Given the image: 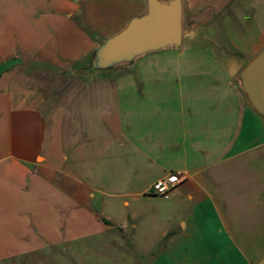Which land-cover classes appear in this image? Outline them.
Segmentation results:
<instances>
[{"label": "crops", "instance_id": "crops-1", "mask_svg": "<svg viewBox=\"0 0 264 264\" xmlns=\"http://www.w3.org/2000/svg\"><path fill=\"white\" fill-rule=\"evenodd\" d=\"M9 1L11 10L0 3V254L18 255L6 238L47 239L51 191L116 231L122 219L137 225L136 204L167 178L172 224L160 257L264 264V118L236 81L264 49V0H251V41L237 26L228 39L213 19L234 0H182L179 47L106 72L85 69L93 49L145 0ZM36 60L67 64L69 77L43 80Z\"/></svg>", "mask_w": 264, "mask_h": 264}, {"label": "rangeland", "instance_id": "rangeland-1", "mask_svg": "<svg viewBox=\"0 0 264 264\" xmlns=\"http://www.w3.org/2000/svg\"><path fill=\"white\" fill-rule=\"evenodd\" d=\"M1 1L7 4L6 7H3L4 11L11 10L9 0H0V3L3 4ZM28 1L33 7L31 0H23V5L28 4ZM32 1L37 4L40 0ZM118 4L115 2L112 5L116 11L119 7ZM251 4V0L221 2L220 11L213 19L216 25L226 31L222 30V34L228 39L233 38L229 32L233 26L242 28L243 37L249 41L256 36L253 27L256 24L251 19ZM24 6H19V9ZM71 6L73 7L74 4L71 3ZM78 6L80 8L77 10L79 11L81 3H78ZM13 7L17 9L16 4ZM235 7L238 9L236 15ZM48 10L49 8L46 11ZM97 12L99 13L98 8H92L93 16ZM74 19L76 18L71 19L72 24L77 23ZM116 22L117 20H115ZM81 24L85 27L84 20H81ZM63 51H66L67 56H71L70 49ZM67 60L69 63L70 60ZM36 66L43 71L44 74L41 73L43 75L40 77L43 80L69 77L70 74L67 64H65V69L58 65L49 66V64L36 60L34 67ZM106 70L100 71L106 72ZM66 171L67 175H74L73 170L67 169ZM52 179L57 180L56 177H52ZM64 184L66 185V183ZM50 196L46 206L47 212L44 221H42L47 239L38 240V236L34 237L33 235H31L32 241L16 239L15 236V238H9L10 240L6 238L3 240L4 244L7 242L8 246L18 255L4 256L5 251H2L0 264H170L169 257H160L161 252L168 245V241L161 236L162 231L172 224V219L168 217L172 212L169 200L148 192L146 196L150 199L135 206L134 211L142 212V215H136L137 225L135 227L122 219L116 224V231H108L94 223L93 219L88 217V211L83 210L78 214L70 202L59 197L58 193L51 191ZM117 213L119 215L122 213L120 218L125 215L124 211ZM24 217L25 221L29 219L27 214ZM124 222L126 227L122 231ZM118 226H121L119 230ZM26 251L30 253L20 254Z\"/></svg>", "mask_w": 264, "mask_h": 264}, {"label": "water", "instance_id": "water-1", "mask_svg": "<svg viewBox=\"0 0 264 264\" xmlns=\"http://www.w3.org/2000/svg\"><path fill=\"white\" fill-rule=\"evenodd\" d=\"M182 31V0H145L144 11L98 42L88 67L114 68L132 63L149 52L179 47ZM236 81L248 105L264 118V49L242 68Z\"/></svg>", "mask_w": 264, "mask_h": 264}, {"label": "built area", "instance_id": "built-area-1", "mask_svg": "<svg viewBox=\"0 0 264 264\" xmlns=\"http://www.w3.org/2000/svg\"><path fill=\"white\" fill-rule=\"evenodd\" d=\"M176 175L178 178H181L182 176L180 172H177ZM174 185L175 184L170 182L169 179L161 178L151 185L150 192L154 195L162 197L163 199H169Z\"/></svg>", "mask_w": 264, "mask_h": 264}, {"label": "trees", "instance_id": "trees-1", "mask_svg": "<svg viewBox=\"0 0 264 264\" xmlns=\"http://www.w3.org/2000/svg\"><path fill=\"white\" fill-rule=\"evenodd\" d=\"M85 69H87V70H89V71H93V70H95V69H91V68H89L88 66L85 67Z\"/></svg>", "mask_w": 264, "mask_h": 264}]
</instances>
